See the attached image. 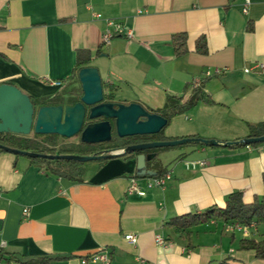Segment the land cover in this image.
Masks as SVG:
<instances>
[{
	"label": "crops",
	"instance_id": "0c3cea01",
	"mask_svg": "<svg viewBox=\"0 0 264 264\" xmlns=\"http://www.w3.org/2000/svg\"><path fill=\"white\" fill-rule=\"evenodd\" d=\"M245 3L0 0V85L16 86L37 107L73 105L82 92L74 75L77 54L88 51L90 66L100 70L106 101L137 103L162 115L159 110L172 112L197 97L192 107L171 117L163 135L221 144L180 146L171 166L162 163L166 153L160 152L159 162L148 167L171 171L172 179L165 188L152 189L137 175V155L85 162L81 175L68 176L36 158L1 151L0 264L45 256L54 258L51 264H105L92 260L102 253L108 264L227 259L264 264L240 244L244 238L263 240L264 223L247 237L227 232L221 221L186 229L172 224L212 206L224 208L234 192H242L246 204L264 195V143L222 145L248 138L250 125L264 122V70L259 67L264 65V0H250L247 12ZM110 20L132 36H116L104 45ZM176 34L187 36L188 53L181 57L172 44ZM201 37L206 54L196 51ZM170 97L175 101L168 106ZM26 137L56 150L68 141L56 135ZM72 142L81 143L80 138ZM200 160L207 165L186 168V162ZM134 176L146 190L142 197L127 193ZM128 234L136 236V244L125 239ZM158 236L164 244L157 243Z\"/></svg>",
	"mask_w": 264,
	"mask_h": 264
},
{
	"label": "water",
	"instance_id": "95a60500",
	"mask_svg": "<svg viewBox=\"0 0 264 264\" xmlns=\"http://www.w3.org/2000/svg\"><path fill=\"white\" fill-rule=\"evenodd\" d=\"M81 85L79 101L73 105L41 106L19 88L10 84L0 85V134L18 136L56 135L66 139L79 136L80 142L87 145L109 143L113 132L119 138L152 136L159 134L168 125V119L152 113L137 103L122 104L106 101L100 70L96 67L82 68L78 73ZM264 143V135L228 142L223 146H239ZM190 144L218 146L219 142L202 138H183L178 140L152 141L129 145L102 155H52L13 149L0 144V149L30 158L66 160L85 163L95 160H108L126 155H135L137 175L153 177L157 172L148 164L157 159L158 154L147 155L144 151L172 148Z\"/></svg>",
	"mask_w": 264,
	"mask_h": 264
},
{
	"label": "trees",
	"instance_id": "16d2710c",
	"mask_svg": "<svg viewBox=\"0 0 264 264\" xmlns=\"http://www.w3.org/2000/svg\"><path fill=\"white\" fill-rule=\"evenodd\" d=\"M172 44L174 46L175 52L177 56H184L188 53L187 49V36L185 34H176L172 37ZM207 42L204 37H201L196 44V51L202 54L207 53ZM92 56L88 51H80L77 54V63L76 70L74 75H78L79 71L82 68L89 67L91 64ZM113 96L110 94L107 97V100H112ZM198 100H190L185 105L181 106L179 109L170 111V108L159 110L166 119H168V125L170 123V119L173 115L183 113L185 111V107H192L195 102ZM175 101L174 98L168 99V106ZM167 125V126H168ZM166 126V127H167ZM163 130L157 134L152 136H135V137H127V138H119L117 134L113 133V140L109 143L95 144V145H87L84 143H79L77 145L71 146H63L59 149L48 148L43 146L40 142H38L34 138H28L24 136H17L12 134H0V144L22 151L43 153V154H52V155H81V156H90V155H102L106 153H110L114 150L123 149L129 145L141 144L145 142L151 141H164L169 140L170 138L165 137ZM264 135V122L250 125V134L248 138L261 137ZM38 136V135H36ZM39 137V136H38ZM53 137V136H52ZM261 143H256L252 145H259ZM4 151L0 149V152ZM157 153H160V150H155ZM36 161L47 164L51 170L58 174H64L68 176H79L82 173L80 167L83 163H77L73 161L66 160H48L43 158H36ZM161 172H157L156 176H159ZM221 221L224 224L228 223H240L242 225H250L255 222L260 225L264 223V195L261 199H256L251 204H246L243 200L242 192H234L229 195L226 206L224 208H219L217 206H212L205 210L201 214H188L184 215L180 218H176L174 224L178 228H192L201 224L210 223L211 221ZM241 248L246 250H252L256 253L258 258H264V239L257 240L254 238H244L240 241ZM53 257L45 256L41 260L37 262H23L24 264H51ZM15 261H20L18 259H14ZM9 262L13 260H8ZM218 264H245L242 262H238L233 259L224 260Z\"/></svg>",
	"mask_w": 264,
	"mask_h": 264
},
{
	"label": "built area",
	"instance_id": "2783aa9c",
	"mask_svg": "<svg viewBox=\"0 0 264 264\" xmlns=\"http://www.w3.org/2000/svg\"><path fill=\"white\" fill-rule=\"evenodd\" d=\"M249 4H250V0H246V3L243 7L244 12H247ZM97 17H100V15H97ZM108 25H109L110 29H107L103 35L102 43L104 45L110 44L111 40L113 38H115L116 36H122V35H128L130 37L132 36V33L131 32L126 33L124 26L118 22H114V21L110 20V21H108ZM259 67L262 70H264L263 64H261ZM185 165H186L187 169L195 170L199 167H205L207 165V162L203 161V160L188 161L185 163ZM138 178L139 177H137V176H134L131 178L130 186L127 190V193L129 195L136 194V195L142 197L146 194V190L142 189L139 186ZM145 178H146V186L148 189H152V188H156V187L157 188H165L167 186L168 182L172 179V172L167 171L163 174H160L159 176H153V177L147 176ZM255 227H256L255 222L251 223L250 225H242V224L237 223V222L225 224V230L227 232L232 233V234L241 233L245 237L249 236L251 229H253ZM125 239L128 242H130L131 244L137 243L136 236H134L132 234L126 235ZM156 241L158 244H164V239L160 236L157 237ZM92 260L93 261H100V262H103L105 264L109 263L108 255L106 253L94 255V256H92Z\"/></svg>",
	"mask_w": 264,
	"mask_h": 264
},
{
	"label": "rangeland",
	"instance_id": "374dc122",
	"mask_svg": "<svg viewBox=\"0 0 264 264\" xmlns=\"http://www.w3.org/2000/svg\"><path fill=\"white\" fill-rule=\"evenodd\" d=\"M168 127L169 126H167L163 130V132H166V130H167ZM67 140L68 141H66L67 143H66L65 146H71V145H74L72 141L78 142V137H75L73 140L72 139H67ZM181 148L182 147L179 146V147H172V148H160V149H156V150H160L161 152L166 153V155H165L166 158L165 157H164L165 159L163 158L162 163H165L166 165H170L171 166V163H173L175 161V159H176V157L174 156L175 155L174 152H176L177 150H181ZM172 157H174V158H172ZM157 162H159L158 159L153 160L152 161V166L154 164H157ZM86 163H90V162H86ZM86 163H84V164H86Z\"/></svg>",
	"mask_w": 264,
	"mask_h": 264
},
{
	"label": "flooded vegetation",
	"instance_id": "af4514ba",
	"mask_svg": "<svg viewBox=\"0 0 264 264\" xmlns=\"http://www.w3.org/2000/svg\"><path fill=\"white\" fill-rule=\"evenodd\" d=\"M78 137V139H79V136H77ZM152 142V141H151ZM144 143V142H143ZM142 153H145V154H147V155H155V154H158L155 150H149V151H144V152H142ZM135 155H137V154H135Z\"/></svg>",
	"mask_w": 264,
	"mask_h": 264
}]
</instances>
